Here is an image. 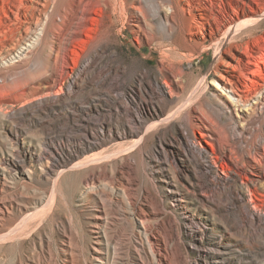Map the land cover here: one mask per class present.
I'll use <instances>...</instances> for the list:
<instances>
[{"label": "bare ground", "instance_id": "1", "mask_svg": "<svg viewBox=\"0 0 264 264\" xmlns=\"http://www.w3.org/2000/svg\"><path fill=\"white\" fill-rule=\"evenodd\" d=\"M263 18L264 0H0V65L7 60L16 62L9 70L0 67V80L7 81L0 84L1 93L5 95L17 85L32 86L38 99L54 93L60 68L67 76L60 95L38 100L23 112L80 106L78 94L85 95V105L91 108L100 105L101 99L116 104L122 98L117 108H122L127 123L123 121L119 128L102 124L99 132L85 130L83 140L75 141L66 153L72 161L70 169L81 174L82 182L91 181L82 187L81 200L96 209L92 217L100 246L95 247L93 257L99 264L108 263L102 240L107 244L117 240L114 253L123 250L131 255L133 264H172L156 246L167 244L156 237L142 207L131 234L113 235L105 230L107 214L118 204L116 196L121 193L126 205H134L123 188L126 180L120 162L126 159L124 152L137 147L143 152L146 135L160 126L166 127L164 135H170L171 151L185 186L170 182L168 170L162 167L157 168V177L163 182L169 206L182 218L183 232L195 241H204L214 215L202 206L232 215L240 228L256 231L264 226V201L254 202L250 188L264 195ZM120 20L123 23L115 30ZM125 29L133 34L138 49L142 45L157 47L160 58L155 69L134 71L125 61L117 49ZM210 44L215 47L213 82L200 87L203 77L188 91L184 64ZM3 132L11 145H19V132L8 127ZM129 136L134 140L129 147L124 144L126 149L118 145L110 151L86 154L104 139ZM3 156L2 177L9 170L17 174L19 165ZM105 189L110 190L109 200ZM16 208L12 200L3 199L0 225ZM161 212L154 209L155 220ZM158 221L156 228L162 224ZM219 230L223 237L225 229ZM220 236L206 254L214 250L224 253L227 248ZM176 239L173 233L169 235V241Z\"/></svg>", "mask_w": 264, "mask_h": 264}, {"label": "rangeland", "instance_id": "2", "mask_svg": "<svg viewBox=\"0 0 264 264\" xmlns=\"http://www.w3.org/2000/svg\"><path fill=\"white\" fill-rule=\"evenodd\" d=\"M262 22L264 24V18ZM122 23L120 20L114 29H119ZM120 43L117 49L125 57V61L129 62L132 70L144 67L155 69L160 58L155 45H142L138 49L133 34L127 29L123 31ZM209 47L200 55L193 57L191 63L184 64V68L186 67L184 84L188 91L194 89L199 79L203 77L205 82L200 87L207 83L211 86L213 82L215 47L213 44ZM67 54L70 65H73L71 51L68 50ZM84 59L83 54L80 60ZM7 61L0 65L2 71L12 69L16 65L13 60ZM58 72L57 86L52 89L54 93L38 96V99L32 86L17 85V88L5 95L0 90V158L4 155L3 157L11 158L19 165L17 174L9 170L4 177L0 167V209H3V199L12 200L17 207L10 213L11 215L9 214L3 225L2 223L0 225V264H99L93 257L96 254L95 247L100 246L92 217L96 209L81 200L82 187L91 185V181L87 184L82 182L81 174L70 169L72 161L68 160L66 153L75 141L83 140V131L99 132L102 124L119 128L128 120L122 108H117L122 98H118L116 104L101 99L102 103L99 105L97 103L99 101L96 100V106L92 105L91 108L86 106L83 94L77 95L78 100L81 99V107L74 106L69 109L42 107L35 113L23 112L24 108L38 104L41 99L60 95L67 76L61 68ZM5 83L7 84L6 80H0L1 85H6ZM92 96L93 99L96 98V95ZM4 127L19 132V145H11V142L6 140ZM165 128L160 126L146 135L143 152L138 147L124 152L127 153L124 154L126 159L120 162L122 166L119 164L125 173L126 183H123V188L131 194L134 205H126L121 193L120 196H116L119 198L114 200L118 204L112 207L113 209L110 208L111 212L107 214L106 232H112L113 235L123 232L131 234L140 215L138 208L142 207L150 218L156 237L167 244L165 247L160 242L156 246H159L162 254L172 264H264V226L256 231L247 227L240 228L232 215L223 216L216 212L213 206H202L201 208L214 215V220L211 219L214 223L208 226L204 241L202 243L195 241L183 232L182 218L178 211L169 206L170 199L164 193L163 182L157 177V168L162 167L168 170L170 182L185 186L177 158L171 151L168 139L170 135L163 134ZM195 130L198 135L196 128ZM133 140L131 136L125 140L107 138L88 149L86 154L95 155L102 151H110L118 145L121 149H126ZM202 143L207 146L203 140ZM122 145L125 148H122ZM104 165L108 167V164ZM245 178V174L241 175L242 181ZM114 184L118 186L117 188L122 186L117 185V182ZM250 188L254 193V202L260 204V199L264 201V195H260V191ZM104 193L108 195L106 198L109 200L110 190L105 189ZM262 193L264 194V191ZM106 204L109 206L108 201ZM157 208L162 211L160 216H156L162 222L158 228L156 224L159 221L155 220L153 215L154 209ZM219 227L225 229L223 237L220 236L223 231L221 232ZM9 230L11 233H8ZM172 233L178 239L169 241V235ZM217 234L222 237L227 249L220 254L214 250L208 255L206 251L215 247L214 241L219 239ZM115 241L107 244L102 240L101 246H104L103 253L107 254V264H133L131 255L123 250H115L114 253L112 246ZM230 243L235 246H230L229 249L227 244Z\"/></svg>", "mask_w": 264, "mask_h": 264}]
</instances>
